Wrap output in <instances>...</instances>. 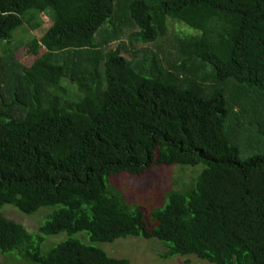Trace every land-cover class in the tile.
<instances>
[{
	"label": "trees",
	"instance_id": "1",
	"mask_svg": "<svg viewBox=\"0 0 264 264\" xmlns=\"http://www.w3.org/2000/svg\"><path fill=\"white\" fill-rule=\"evenodd\" d=\"M33 11L55 20L23 44L29 68L0 59V252L130 264L70 238L86 232L93 244L155 240L162 259L264 264V0H0L8 54ZM168 19L198 32L175 38L170 72L154 54L126 58L124 41L109 49L125 34L132 47L157 41ZM26 21L43 26L36 13ZM172 165L203 169L149 221L109 188L113 176ZM5 205L58 208L31 233ZM63 232L68 241L42 251Z\"/></svg>",
	"mask_w": 264,
	"mask_h": 264
},
{
	"label": "rangeland",
	"instance_id": "2",
	"mask_svg": "<svg viewBox=\"0 0 264 264\" xmlns=\"http://www.w3.org/2000/svg\"><path fill=\"white\" fill-rule=\"evenodd\" d=\"M38 14V19L42 22L43 26L38 31L30 29V24L27 23L26 18L28 14ZM23 17L24 25L18 28L11 35V47L10 53L5 52L3 43L0 42V59L3 58V62H10L13 57L22 64L23 67L29 68L31 65L30 59H24L21 57V50L24 43L30 41L34 36V32L38 35L51 26L52 21L55 18H51V15H44L37 12H30ZM52 20V21H51ZM127 30L126 33H128ZM198 33L196 30L178 22L176 20H167V32L162 38H159L153 43L147 44H129L127 37L123 35L120 41L112 42L109 45L110 50H115L118 43L124 41L127 45L128 52L124 53L126 58H130L132 54L143 55H155L161 66L170 67L178 63V57L176 54V41L178 36H189ZM7 56L6 58H4ZM170 72V70L168 69ZM210 83V82H209ZM232 85L229 84L228 88L231 90ZM230 93V92H228ZM251 100L256 101L255 95H251ZM264 107V100L261 104V108ZM264 109V108H263ZM264 115V111H263ZM203 166L198 165L194 167L172 165L167 167H154L148 173L142 176H132L129 174H120L110 178V184L112 187L120 191L130 203L131 206H136L141 209L147 221H149L147 214L155 209L162 208L166 204V193L170 190H182V185L191 182L194 175H196ZM58 207H46L41 208L33 215H26L11 205H5L1 207L2 215L7 219L21 223L29 232L35 233L38 228L43 224L49 215ZM149 224V223H148ZM150 226V225H149ZM67 233H60L45 238V242L42 244L41 249L43 252L49 251L57 244L68 241ZM70 238L79 241L83 245H93L102 249L110 257L113 258H126L130 261V264H209L203 260L196 258L195 256H175L169 259H162L161 254L166 250L164 246L155 241H145L141 238L129 237L121 238L113 244H98L90 243L89 236L86 232H79L72 235ZM0 264H31L25 258H23L17 251L11 253L2 254L0 252Z\"/></svg>",
	"mask_w": 264,
	"mask_h": 264
}]
</instances>
